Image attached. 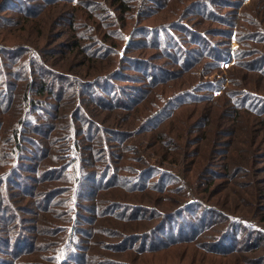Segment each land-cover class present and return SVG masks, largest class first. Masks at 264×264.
<instances>
[{
	"label": "trees",
	"instance_id": "trees-1",
	"mask_svg": "<svg viewBox=\"0 0 264 264\" xmlns=\"http://www.w3.org/2000/svg\"><path fill=\"white\" fill-rule=\"evenodd\" d=\"M0 264H264V0H0Z\"/></svg>",
	"mask_w": 264,
	"mask_h": 264
},
{
	"label": "rangeland",
	"instance_id": "rangeland-1",
	"mask_svg": "<svg viewBox=\"0 0 264 264\" xmlns=\"http://www.w3.org/2000/svg\"><path fill=\"white\" fill-rule=\"evenodd\" d=\"M245 3H247V1ZM231 42H232L231 43V48L233 49V48L236 47V43H235V40L234 39H232ZM126 44H128V42H126ZM232 62H233V53L231 52L230 55H229V57H227L224 60V62L221 64L222 72L225 71V70H227V68L232 65ZM215 95H217V93H215Z\"/></svg>",
	"mask_w": 264,
	"mask_h": 264
},
{
	"label": "water",
	"instance_id": "water-1",
	"mask_svg": "<svg viewBox=\"0 0 264 264\" xmlns=\"http://www.w3.org/2000/svg\"><path fill=\"white\" fill-rule=\"evenodd\" d=\"M128 39H129V38L126 39V42H128Z\"/></svg>",
	"mask_w": 264,
	"mask_h": 264
}]
</instances>
